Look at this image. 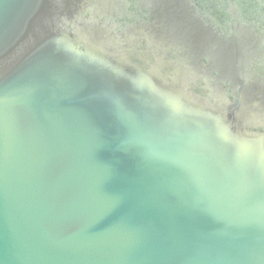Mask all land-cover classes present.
I'll use <instances>...</instances> for the list:
<instances>
[{
	"label": "water",
	"instance_id": "1",
	"mask_svg": "<svg viewBox=\"0 0 264 264\" xmlns=\"http://www.w3.org/2000/svg\"><path fill=\"white\" fill-rule=\"evenodd\" d=\"M0 264H264V0H0Z\"/></svg>",
	"mask_w": 264,
	"mask_h": 264
}]
</instances>
